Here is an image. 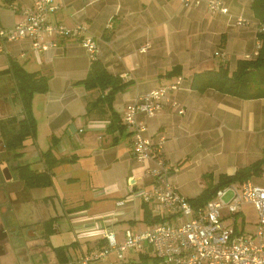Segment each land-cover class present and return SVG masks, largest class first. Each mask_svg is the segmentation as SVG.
<instances>
[{"label":"crops","instance_id":"obj_1","mask_svg":"<svg viewBox=\"0 0 264 264\" xmlns=\"http://www.w3.org/2000/svg\"><path fill=\"white\" fill-rule=\"evenodd\" d=\"M57 1L62 5L49 14V20L87 25L88 33L98 45L94 57L127 82L113 99L120 120L128 102L173 82L178 75L183 77L159 112L152 116L136 114V119L146 126L144 134L160 143L162 156L170 167L167 179L178 191L187 198L195 196L216 182L220 173L232 174L258 158H263L260 171L247 179L264 186V95L244 98L211 86L203 90L191 86L194 72L219 65L231 71L239 59L256 56L261 43L257 32L264 30L259 28L264 23H259L254 15L252 0H222L227 12L212 11L204 2L184 5L180 0ZM32 2L0 0V28L12 26L21 18L18 7ZM239 16L244 20L238 23ZM42 39H55L56 45L36 51L29 37L0 38V77L9 78L12 90L10 94L0 93V102L10 104L11 99L15 100L19 107L16 115H22L15 80L10 71H5L11 61L47 78L46 91L34 92L32 98L36 133L17 148L21 152L17 157L23 159L20 165L28 163L34 169H46L51 182L33 187L26 186L22 179L20 183L29 204L36 200L31 188H50L35 201L36 212L43 220L52 218L51 233L65 236L63 242L53 243L51 233L47 236L44 228L51 250L53 246L73 242L67 247V264H73L82 253L103 244L104 238L99 233H83L95 223L114 230L120 240L125 229L147 228L160 220L143 219L144 206L151 215L158 213L136 193L140 188L151 189L154 178L144 175L134 185L129 184V176L142 168V162L132 151L134 126L122 120L121 129H107L109 110L105 104L97 105L91 114L85 115L87 101L101 93L99 88L88 89L79 82L94 57L79 38L42 35ZM146 41L149 46L141 50ZM177 65L180 72L168 74ZM7 115L11 114L0 113L1 117ZM41 138L48 141L42 149ZM48 148L55 158L66 159L47 166L42 153ZM121 200L124 204L118 206ZM245 208L254 211L253 219L246 217ZM106 213H111V217H103ZM235 217L233 221L225 215V222L238 230H253L257 209L246 202ZM248 220L251 228L245 226ZM133 253L140 258L141 252L132 249L125 250L122 257ZM112 256L122 258L110 252L90 264H103L102 260L107 259L108 264H113Z\"/></svg>","mask_w":264,"mask_h":264},{"label":"built area","instance_id":"obj_2","mask_svg":"<svg viewBox=\"0 0 264 264\" xmlns=\"http://www.w3.org/2000/svg\"><path fill=\"white\" fill-rule=\"evenodd\" d=\"M180 2L184 5L204 2L212 11H228L222 0ZM61 5L57 0H33L28 5L14 6L18 7L21 18L10 27L0 28V38L11 40L29 37L32 48L36 51H44L56 45L55 39L44 40L42 35L79 38L88 54L94 57L98 45L94 36L88 33L87 25L79 22L68 25L49 20V14ZM242 20L244 19L240 16L237 18L238 23ZM259 26L260 29L264 27L263 24ZM148 46L149 42L146 41L140 49L145 50ZM215 53L219 51L215 50ZM182 79L178 75L173 82L136 97L126 104L122 114L123 122L134 126L132 151L142 162L141 171L129 176V184L134 185L144 175L152 176L155 185L151 189L140 188L136 193L143 201L152 205L154 212L167 216V219L147 228H127L120 240L114 230L95 223L94 227L90 226L83 233H99L104 242L97 249L82 253L77 258L79 264H90L93 260L106 257L110 252L122 257L123 252L128 249L145 253L152 251L157 264H264V186L248 179L239 183L230 182L216 187L214 195L204 204L192 205L187 196L167 179L170 167L162 156L160 143L145 135V124L136 119L138 112L148 116L159 112L163 102L169 98L170 91L176 89ZM172 103L176 105L177 102L172 100ZM179 111H183V108ZM246 202L252 203L257 209L255 228L249 231L238 230L225 222V215L234 221L235 213ZM123 204L122 200L117 202L118 206ZM111 215L106 213L103 217L109 218ZM149 244L151 250H148Z\"/></svg>","mask_w":264,"mask_h":264},{"label":"trees","instance_id":"obj_3","mask_svg":"<svg viewBox=\"0 0 264 264\" xmlns=\"http://www.w3.org/2000/svg\"><path fill=\"white\" fill-rule=\"evenodd\" d=\"M11 3L13 0H5ZM251 8L259 23H264V0H252ZM257 37L261 40L256 56L249 59H239L234 70L224 65L217 68H207L194 72L191 77V86L203 90L206 87H215L216 89L244 98L259 97L264 95V30L257 32ZM10 71L15 80V95L21 105V116L16 114L7 115L0 118V134L7 147L14 150L15 155L21 152L17 150L24 145V140L36 133V120L32 112V98L34 92L46 91L48 84L47 78L37 71H28L22 65L11 61L10 66L5 69ZM180 72V66L173 67L168 74ZM85 88H99L101 93L93 100L86 103L85 115L91 114V111L99 104H105L109 110V123L107 129H121L124 125L120 122V117L113 108V99L115 93L122 89L127 82L120 76L110 72L105 64L99 58H92L86 75L79 81ZM47 166L62 161L66 158H55L50 148L43 153ZM51 157V159H50ZM263 158H258L246 166L239 167L232 174L220 173L216 182L203 188L197 195L187 199L194 206L204 204L214 193L210 191L212 186H223L232 181H243L251 174L257 173L261 169ZM17 175L22 179L26 186H41L51 182L49 174L44 170H37L28 163L20 165L17 168ZM146 205V204H144ZM143 205V206H144ZM144 220L152 222L155 220L163 221L167 216L151 215L148 207L144 206ZM45 230L48 236L52 231V218L45 220ZM56 245L52 251L56 258V264H67V247L71 245ZM141 257L148 256L146 253L140 254ZM157 264V260H156Z\"/></svg>","mask_w":264,"mask_h":264},{"label":"flooded vegetation","instance_id":"obj_4","mask_svg":"<svg viewBox=\"0 0 264 264\" xmlns=\"http://www.w3.org/2000/svg\"><path fill=\"white\" fill-rule=\"evenodd\" d=\"M19 166L0 134V264H47L45 220L19 215L26 202Z\"/></svg>","mask_w":264,"mask_h":264},{"label":"rangeland","instance_id":"obj_5","mask_svg":"<svg viewBox=\"0 0 264 264\" xmlns=\"http://www.w3.org/2000/svg\"><path fill=\"white\" fill-rule=\"evenodd\" d=\"M9 82V78H7L6 76L4 77H0V93H11V89H10V84H8ZM4 83V84H2ZM8 84V85H7ZM8 94V95H9ZM1 96V94H0ZM3 101V100H2ZM18 105L16 104L15 100L11 99L10 101V104H3L2 102H0V113H9V114H12V113H15L17 114L18 113ZM1 117V116H0ZM48 141H46L44 138H41V142H40V149L43 148V145L45 143H47ZM34 145H36V142H34ZM17 159L19 160L20 163H22L23 159L21 157H17ZM21 184V183H20ZM50 188L48 187H34V188H31V195L33 197H36V200L35 201H38V197H42L43 195L47 194L49 192ZM229 194H227L228 196ZM226 196V197H227ZM41 201V199H39ZM31 202L29 204V201L25 202L24 204L25 205H22L21 204V214H19L21 217H27L29 219H32L36 217V210L37 208L35 207V204L36 202ZM40 204H37V206H39ZM49 211L50 212H53V209L49 206ZM245 214H246V217L247 218H250V219H253L255 216H254V211L250 208H245ZM41 215V214H39ZM245 226L246 228H251L252 227V223H251V220H248L245 222ZM50 239L53 243H60L61 241L63 242L65 240V236L63 234H61L60 232L56 233V232H53L51 233L50 235ZM46 261H47V264H54L56 262L55 260V257H54V254H53V251L51 250L50 246H48L46 244ZM143 253V252H142ZM112 258H114L112 256ZM100 260V259H99ZM109 259H107L106 261H103L102 260V263L103 264H108V261ZM112 261L113 264H156V258L154 257V254L152 251L148 252V256L146 257H141L140 258H137L134 256V253L127 256V257H122V258H114V259H110ZM73 264H79L76 260L74 261Z\"/></svg>","mask_w":264,"mask_h":264},{"label":"water","instance_id":"obj_6","mask_svg":"<svg viewBox=\"0 0 264 264\" xmlns=\"http://www.w3.org/2000/svg\"><path fill=\"white\" fill-rule=\"evenodd\" d=\"M216 187H217V186H215V185L212 186V187L210 188V191L213 192V191L216 189ZM148 250H151V244L148 245Z\"/></svg>","mask_w":264,"mask_h":264}]
</instances>
